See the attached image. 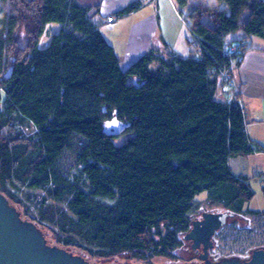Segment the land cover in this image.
I'll return each instance as SVG.
<instances>
[{"label":"trees","instance_id":"16d2710c","mask_svg":"<svg viewBox=\"0 0 264 264\" xmlns=\"http://www.w3.org/2000/svg\"><path fill=\"white\" fill-rule=\"evenodd\" d=\"M189 1L172 0L193 51L151 49L122 69L98 7L0 0V194L25 213L30 192H41L28 220L44 224L54 246L99 260L170 257L202 192L228 212L264 219V209H243L253 192L229 170L230 158L256 148L238 94L221 92L248 39L264 40V0ZM50 23L61 28L40 50ZM113 117L124 124L117 135L103 131ZM67 153L77 175L60 163Z\"/></svg>","mask_w":264,"mask_h":264},{"label":"rangeland","instance_id":"374dc122","mask_svg":"<svg viewBox=\"0 0 264 264\" xmlns=\"http://www.w3.org/2000/svg\"><path fill=\"white\" fill-rule=\"evenodd\" d=\"M201 0H190L189 8H193L197 3H200ZM148 2V3H147ZM125 5V4H123ZM127 5V4H126ZM125 5V6H126ZM159 15V25L160 30L165 35L167 43H169V50H174L175 53H180L183 51V54H190L193 49L187 44L188 40V31L181 22V19L178 17V14L175 8L166 0H147L142 4L140 12L133 16L134 18L147 19L150 13H156ZM114 22H117V19L114 15L110 16ZM132 17V18H133ZM180 20V23H179ZM133 22V19L129 22ZM103 28L106 29L109 25L107 21L103 20ZM129 25V24H127ZM126 25V26H127ZM60 25L57 23L47 24L44 33L38 41L37 48L42 50L45 49L51 40V37L58 33L60 30ZM158 37H160L158 35ZM241 37L240 32H236L230 35L227 39L228 41L238 39ZM108 39V38H107ZM254 42H264L260 38H252ZM159 38L157 41L159 42ZM258 40V41H255ZM161 45V46H159ZM156 46L157 50L164 51V44L159 43ZM255 45V43H253ZM158 47H161L160 49ZM128 67V66H127ZM126 69V68H125ZM130 85H138V80L135 77H131L128 80ZM124 124L119 122L115 117L111 120L105 121L103 123V131L107 134L117 135L118 132L122 130ZM124 138L114 139L115 145L122 143ZM250 155L242 156L247 159V162L244 164L246 172H243L241 177L247 179V183L250 186L251 191L253 192V197L245 203L244 210L249 211H262L264 209V196L262 189L264 187V157L250 158ZM250 158V159H249ZM233 160V159H232ZM62 167L67 171L69 175H77L78 170L73 166V161L69 153L63 156L61 159ZM234 164V162L232 163ZM246 173V174H245ZM240 177V176H239ZM26 191V188H21L17 193L20 198H23V193ZM31 197L34 203H26L28 210L24 213L22 209H19L14 204L13 206L16 210L20 212V217L23 221L34 223L28 220L29 216L36 215L35 204L39 203V199L42 196V193L39 191H31ZM195 201L198 202V205L194 211L189 214V222L197 216L200 209L212 210L216 212L224 211L225 209L213 202L207 200V193L202 192L195 197ZM229 225H226L219 233L215 236V248L211 252V259L216 258L217 260L228 259V258H238V259H247L249 253L255 249H264V219L260 216L249 215V214H239L236 216ZM36 224V223H34ZM44 224H38L37 228L44 233L46 237L47 244L49 246H54V236L48 232V230L43 227ZM67 252L70 254L80 256L85 261L90 264H181L184 262H195L196 255L193 253L188 245L183 241L181 246L171 252L170 257H153L149 260H137L131 258L129 255H118L110 259L99 260L96 258H90L86 253L75 249V248H66Z\"/></svg>","mask_w":264,"mask_h":264},{"label":"crops","instance_id":"0c3cea01","mask_svg":"<svg viewBox=\"0 0 264 264\" xmlns=\"http://www.w3.org/2000/svg\"><path fill=\"white\" fill-rule=\"evenodd\" d=\"M133 1L135 0H74L76 4L83 7H98L102 21L109 22L104 30H102L103 25L100 26V32L113 48L122 69L127 68L149 50L157 49L156 46L159 43L164 44L165 49L169 47L165 35L160 30V19L157 12L150 13L146 20L133 17L140 12L141 8L132 14L117 19V22H114L110 17ZM146 1L143 0L142 4ZM166 2H170L174 7L172 0H166ZM110 18L111 20H109ZM132 19L133 22L129 23ZM181 22H183L182 19ZM183 25L185 26L184 22ZM157 38L160 39L159 42ZM252 38L255 37L248 39V46L242 53L239 65L232 70L231 77L238 89V101L242 109L246 137L256 148L249 157L257 158L264 157V42L257 44ZM262 41L264 40L262 39ZM171 51L175 52L172 49ZM177 54L187 56V53L183 54V51ZM247 159L240 156L228 160V167L232 175L238 177L246 172L244 164ZM233 162L234 164H232Z\"/></svg>","mask_w":264,"mask_h":264},{"label":"water","instance_id":"95a60500","mask_svg":"<svg viewBox=\"0 0 264 264\" xmlns=\"http://www.w3.org/2000/svg\"><path fill=\"white\" fill-rule=\"evenodd\" d=\"M201 221L191 223V228L182 239L191 242V249L203 244L199 259L206 260L210 238L216 230L234 217L232 212H203ZM237 218V217H236ZM0 264H90L79 255L49 246L43 233L32 223L23 221L19 212L0 194ZM107 264V263H104ZM217 264H264V249L254 250L247 263L236 259L223 260Z\"/></svg>","mask_w":264,"mask_h":264},{"label":"flooded vegetation","instance_id":"af4514ba","mask_svg":"<svg viewBox=\"0 0 264 264\" xmlns=\"http://www.w3.org/2000/svg\"><path fill=\"white\" fill-rule=\"evenodd\" d=\"M203 212H214V213H223V212H228V211H226V210H224V211H221V212H216V211H212V210H204V209H200L199 210V212H198V214H197V216H195L194 217V219H192L191 221H190V228H191V223L192 222H194V221H201L202 220V213ZM236 214H234V217L233 218H231V219H227L226 220V223H225V225L224 226H222L221 228H219L218 230H216L215 232H214V234L211 236V238H210V243H211V245L210 246H208V248H207V251H206V253H207V258H206V260L208 261V262H210V263H212V264H217V263H219V262H221V261H223V260H229V259H236V260H238V261H240V262H244V263H247V261L250 259V257H251V253L254 251V250H252L250 253H249V255H248V257H247V259H238V258H228V259H221V260H217L216 258H214L213 257V259H211V257H210V254H211V252L214 250V248H215V236L219 233V231L221 230V229H223L226 225H229L230 224V222L231 221H233L235 218H236ZM190 228H189V230H190ZM188 230V231H189ZM187 231V232H188ZM183 237V236H182ZM187 245H188V247H189V249L193 252V253H195V255H196V263L195 262H184V263H181V264H202L203 262L199 259V255L202 253V250H203V244H199L198 245V247H197V249H195V250H192L191 249V242L190 241H185V240H183ZM255 250H258V249H255Z\"/></svg>","mask_w":264,"mask_h":264},{"label":"built area","instance_id":"2783aa9c","mask_svg":"<svg viewBox=\"0 0 264 264\" xmlns=\"http://www.w3.org/2000/svg\"><path fill=\"white\" fill-rule=\"evenodd\" d=\"M109 20H111V18ZM223 77L226 80L227 84L221 87V92L228 94L230 97L237 95L238 89L234 85V83L228 79L227 74H224Z\"/></svg>","mask_w":264,"mask_h":264}]
</instances>
